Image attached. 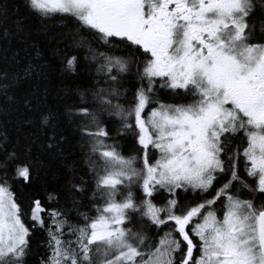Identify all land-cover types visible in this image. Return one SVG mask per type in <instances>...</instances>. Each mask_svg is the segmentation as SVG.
Returning <instances> with one entry per match:
<instances>
[{
    "label": "snow or ice",
    "instance_id": "6c2138e0",
    "mask_svg": "<svg viewBox=\"0 0 264 264\" xmlns=\"http://www.w3.org/2000/svg\"><path fill=\"white\" fill-rule=\"evenodd\" d=\"M0 264H264V0H0Z\"/></svg>",
    "mask_w": 264,
    "mask_h": 264
},
{
    "label": "trees",
    "instance_id": "16d2710c",
    "mask_svg": "<svg viewBox=\"0 0 264 264\" xmlns=\"http://www.w3.org/2000/svg\"><path fill=\"white\" fill-rule=\"evenodd\" d=\"M23 11V10H21ZM29 24L30 29L32 30V38L38 41L42 48L47 51L50 49L54 44V40H49V37L55 36L57 32L60 30H67L65 28V25L68 26V28L72 27V21L71 18H65V19H55L51 22H46L49 24L50 30L47 33H43L41 31H38L41 27V22L37 21L35 19H29L27 21ZM120 54V53H117ZM86 73H84L81 70H78V76L73 77L71 74H64L60 71V67L58 62L53 58L51 60V64L47 71V80H42L40 82V88L47 89L46 93V101L47 106L51 107L52 109H59L63 110L64 105L71 104L78 100V97L75 95H72L70 93V89L74 88L77 84L84 83V77ZM125 87H129L128 84H125ZM131 93L129 92V97ZM121 103H126L123 99L120 101ZM10 119L14 120V117H10ZM69 138L74 139L72 135V129L69 126L68 128ZM131 148V140H124L121 141V151L123 154L127 155L130 152ZM182 197L185 202H187V197H185L182 194ZM191 200V199H189Z\"/></svg>",
    "mask_w": 264,
    "mask_h": 264
},
{
    "label": "flooded vegetation",
    "instance_id": "af4514ba",
    "mask_svg": "<svg viewBox=\"0 0 264 264\" xmlns=\"http://www.w3.org/2000/svg\"><path fill=\"white\" fill-rule=\"evenodd\" d=\"M183 195H184L185 197H187V200H189V199H194L193 194L191 193V191H189L188 193L183 194ZM216 208H217V210H218V215L222 216V212L219 211V209H220V205L217 204V205H216Z\"/></svg>",
    "mask_w": 264,
    "mask_h": 264
},
{
    "label": "rangeland",
    "instance_id": "374dc122",
    "mask_svg": "<svg viewBox=\"0 0 264 264\" xmlns=\"http://www.w3.org/2000/svg\"><path fill=\"white\" fill-rule=\"evenodd\" d=\"M153 155L155 156L156 154H155V153H153Z\"/></svg>",
    "mask_w": 264,
    "mask_h": 264
}]
</instances>
